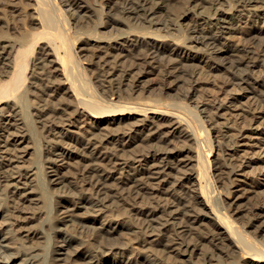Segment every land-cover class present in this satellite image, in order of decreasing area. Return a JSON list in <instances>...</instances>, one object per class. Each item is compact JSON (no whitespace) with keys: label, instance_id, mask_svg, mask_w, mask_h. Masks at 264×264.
Returning a JSON list of instances; mask_svg holds the SVG:
<instances>
[{"label":"bare ground","instance_id":"obj_1","mask_svg":"<svg viewBox=\"0 0 264 264\" xmlns=\"http://www.w3.org/2000/svg\"><path fill=\"white\" fill-rule=\"evenodd\" d=\"M211 1L0 0V264H264V0Z\"/></svg>","mask_w":264,"mask_h":264},{"label":"rangeland","instance_id":"obj_2","mask_svg":"<svg viewBox=\"0 0 264 264\" xmlns=\"http://www.w3.org/2000/svg\"><path fill=\"white\" fill-rule=\"evenodd\" d=\"M91 4L95 5V6H99L100 4L102 5L104 3V0H88ZM183 1L186 0H177V2L172 3V4H179ZM189 1V4H191V0H187ZM209 2L211 3L212 1L209 0ZM236 10L234 11L235 13L239 14V12H244V13H250V12H256V14H260L262 16L255 18L254 17H249L248 20L245 21V23L247 22V24H242V26H245L246 28H248L249 26H257V25H262L264 24V4L262 3H253L250 2L247 6H245L244 4H238L236 3L235 5ZM192 13L190 14V16L185 20V22L183 23V34L185 35H191L192 32L194 31V29L197 32H207L208 30V25L207 23L204 21V19H200V17L197 16V13L201 12L204 16H214L215 13V9L214 6H210V7H196L194 9H192ZM255 18V19H254ZM251 20V21H250ZM253 20V21H252ZM255 20H257L255 22ZM244 28L242 29V32L240 31V28L234 32L231 33L232 35V40L234 42H236L237 44H240L241 46H243L247 51H249L250 53H252V56L258 60L260 59H264V46H261L259 44H257L254 41L248 40L246 37V31L247 29ZM262 73V72H261ZM258 74H260V72H258ZM264 75V73H262ZM152 80L154 81H159V76H157V74H150ZM264 77V76H263ZM255 89L258 92H262L264 94V86L261 85H255ZM207 109H209L210 111H212L213 114V110H212V106H207ZM236 119L234 117L228 119L227 125L230 127V130H235L237 128V122L235 121ZM215 119H212L211 122H214ZM248 171H250V176L251 177H257L261 182H264V163H260L259 164V171L254 170L249 168ZM259 172V173H258ZM257 180V179H256ZM258 181V180H257ZM259 182V181H258Z\"/></svg>","mask_w":264,"mask_h":264}]
</instances>
